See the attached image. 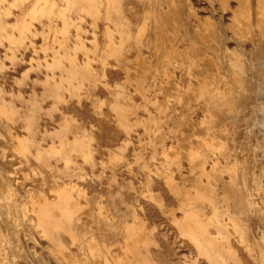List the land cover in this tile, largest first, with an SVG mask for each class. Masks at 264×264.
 I'll return each instance as SVG.
<instances>
[{"label":"bare ground","instance_id":"obj_1","mask_svg":"<svg viewBox=\"0 0 264 264\" xmlns=\"http://www.w3.org/2000/svg\"><path fill=\"white\" fill-rule=\"evenodd\" d=\"M205 1L229 21L194 0H0L3 56L43 55L18 76L0 57V129L39 175L18 189L0 158V264H160L151 224L121 198L129 183L101 200L74 182L84 164L97 176L127 166L119 135L138 128L134 160L148 179L160 149L155 178L179 214L144 196L173 234L206 264H264V131L239 135L264 126V0ZM84 20L101 24V40H84Z\"/></svg>","mask_w":264,"mask_h":264},{"label":"rangeland","instance_id":"obj_2","mask_svg":"<svg viewBox=\"0 0 264 264\" xmlns=\"http://www.w3.org/2000/svg\"><path fill=\"white\" fill-rule=\"evenodd\" d=\"M197 3V10L199 13L204 15H209L213 13L216 17H221L225 21H229L227 11L218 8V4L208 3L205 0H194ZM234 4V1L231 0ZM211 4V5H210ZM15 10V9H14ZM84 40L89 42L92 37H97L99 40L102 39L101 35V24L99 23L96 27L90 25L88 20L83 21ZM232 43L231 39H228ZM40 44L39 38H36L34 45L37 47ZM7 45L2 43L0 45V57L3 59L5 66L14 76H18L23 70L27 69V63L32 59L36 60L42 58L43 55L40 52H36L31 48H26L21 55V63L14 65L3 54L7 51ZM142 56L147 55L145 52L141 54ZM84 54L80 51L77 54V58H83ZM91 62L96 65V59L89 54ZM148 88L146 91L147 95H151L153 87ZM98 97H102V94L97 91ZM248 106L251 103H255L253 100L254 94L249 92ZM70 101V100H68ZM139 103V100H137ZM68 114H75L79 119L84 120L87 125H99L98 120L90 113L83 112L81 110L75 109L73 106L65 107L62 106ZM139 111L143 112V107H139ZM57 114L52 118H45L43 123L47 128H52L57 122ZM260 127V128H259ZM259 128V130H258ZM11 130L18 134L22 128L17 124L11 126ZM264 131V126L253 127V133H246L245 130L239 132L240 136H246L249 134H256L257 131ZM142 137L141 128H138L131 134L128 141H125L123 135H119V141L123 142L125 149L123 159L127 161V166L116 167L113 165L112 168H107L101 171L97 176L96 173L91 170V168L84 164L82 174L80 177L74 179V182L83 186L84 191L88 194H98L101 200H104L108 195L110 190V185L113 183L127 182L130 188L127 189L122 195V200L125 206L129 207L133 212H135L139 218L148 221L153 231L157 237V242L150 248L153 250L155 257L160 264H206L199 254H197L191 247H189L186 242L177 234H173V230L170 227L168 214L159 211L155 206L147 201L144 194L154 193L161 196V203L163 208H166L171 213L179 214V209L177 208L176 200L171 196V193L167 192L166 189L159 184L156 180V169L159 167L161 161V151L159 148L156 149V157L153 161L152 167L154 172L153 176L146 179L142 170L138 167V164L134 160V153L136 151V146L139 139ZM12 136L8 134L5 130L0 129V158L5 166V174L7 179L18 189L24 181L27 179L23 178L24 174L28 173L32 178H37L38 173L30 169V162L25 160L23 155H20L14 148L12 143ZM130 141V142H129ZM33 161V160H31ZM181 169H185L184 161L181 163ZM174 176L177 179L178 174L174 172ZM29 180V179H28ZM113 238L116 241H121L119 234L114 232Z\"/></svg>","mask_w":264,"mask_h":264}]
</instances>
